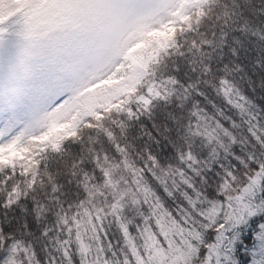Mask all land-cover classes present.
I'll return each instance as SVG.
<instances>
[{
    "label": "snow or ice",
    "instance_id": "obj_1",
    "mask_svg": "<svg viewBox=\"0 0 264 264\" xmlns=\"http://www.w3.org/2000/svg\"><path fill=\"white\" fill-rule=\"evenodd\" d=\"M0 264H264V0H0Z\"/></svg>",
    "mask_w": 264,
    "mask_h": 264
}]
</instances>
